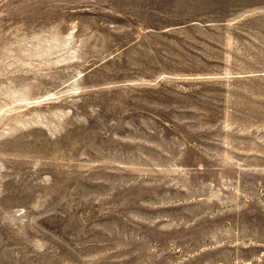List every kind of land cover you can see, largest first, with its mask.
Instances as JSON below:
<instances>
[{
	"label": "rangeland",
	"instance_id": "rangeland-1",
	"mask_svg": "<svg viewBox=\"0 0 264 264\" xmlns=\"http://www.w3.org/2000/svg\"><path fill=\"white\" fill-rule=\"evenodd\" d=\"M0 264H264V0H0Z\"/></svg>",
	"mask_w": 264,
	"mask_h": 264
}]
</instances>
